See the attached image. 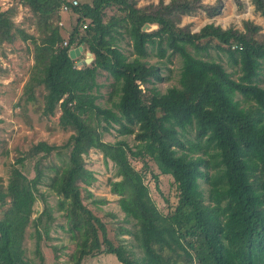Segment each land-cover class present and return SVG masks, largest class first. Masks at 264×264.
I'll return each instance as SVG.
<instances>
[{"label":"trees","instance_id":"1","mask_svg":"<svg viewBox=\"0 0 264 264\" xmlns=\"http://www.w3.org/2000/svg\"><path fill=\"white\" fill-rule=\"evenodd\" d=\"M239 1V0H237ZM63 0H12L0 6V58L5 44L18 34L32 43L33 60L22 85L21 99L34 102L42 94L40 113L56 117L64 129L72 130L61 146L38 141L18 156L7 183L0 177V264H33L25 257L26 228L33 226L35 249L49 239L50 210L32 217L38 197L45 203L39 185L58 197L65 223L61 227L74 241L69 264H83L87 257L110 254L121 264H264V33L249 19L242 29L223 28L207 22L198 30L180 25L181 16L197 9L209 16L221 10V0H158L137 5V0H78L67 12H60ZM264 18V0H251ZM29 10L28 21L35 33L14 20L18 7ZM116 9L111 14L108 9ZM74 18L72 23V17ZM25 19V18H24ZM62 20L63 25L58 21ZM145 23L155 25L142 30ZM127 37L132 57L120 47ZM66 41V44H64ZM157 55L177 54L180 58L178 85L161 92L154 81L163 79L158 63L145 57L147 45ZM85 46L92 62L77 67L81 56L68 51ZM209 49L222 52L237 66L236 77L218 59L198 53ZM100 71L112 78L113 107L97 103L101 94ZM6 72L0 61V74ZM150 84V85H149ZM140 85L143 87L140 88ZM194 129V141L183 139ZM114 129L134 136L105 141L104 133ZM188 142L189 145H186ZM90 149L110 160L118 179L108 180L118 195L125 219L132 221L131 233L141 250L131 255L123 243L109 236L105 223L83 201L93 197L87 186L95 180L85 166ZM64 150L60 164H46L53 152ZM34 160V175L23 167ZM151 159L161 174L172 177L173 201L160 210L152 199L144 177ZM132 160H143L136 168ZM153 177L157 180V175ZM206 184V192L201 187ZM104 199H94L103 202ZM43 217H45L43 219ZM54 257L61 248L53 247ZM38 264H45L39 256Z\"/></svg>","mask_w":264,"mask_h":264},{"label":"rangeland","instance_id":"2","mask_svg":"<svg viewBox=\"0 0 264 264\" xmlns=\"http://www.w3.org/2000/svg\"><path fill=\"white\" fill-rule=\"evenodd\" d=\"M12 0H7V2ZM168 2L169 0H163ZM0 6L5 5L7 2L2 3ZM158 0H137V5L142 6L146 4H156ZM216 0H201L203 4H213ZM221 10L214 16H209L204 10L197 9L190 14L181 16L180 25H187L191 30H198L202 25L207 22H214L223 28L235 27L242 29L243 21L241 14L250 10L252 22L260 25L261 32L264 33V18L254 10L251 0H221ZM116 9H108L111 14ZM29 10L26 7L19 6L18 12L14 17L17 25L25 29L29 33H35L33 25L29 23L28 19ZM72 23H73V16ZM25 18V19H24ZM239 18V25L237 19ZM28 19V20H27ZM151 25V28H155ZM32 43L27 40L23 41L17 34L11 44H5V57H1L0 61L6 72L0 74V177L3 184L7 183L10 175V169L14 160L24 153L28 148L37 143L38 141H45L49 144L58 146L63 145L68 140L69 135L72 133L70 129H64L57 123L56 117L59 111L56 112L54 117H44L40 113L42 105V94L37 91V99L34 102H25L21 99L22 85L27 79L29 68L33 62L31 54L28 49H31ZM120 47L129 57H132V46L130 40L125 37L120 42ZM88 50L83 46L80 54L81 59L85 57ZM169 52V51H168ZM159 57L157 50L154 46L147 45V55L145 59L150 63H158L160 65V72L163 76L162 80L154 81V85L161 91L172 85H178V77L180 70V58L177 54ZM203 58L212 57L222 62L227 71L233 77L239 73L237 66L234 65L222 52H216L209 49L208 52L198 53ZM99 84V93L97 103L102 106L113 107V103L117 101V94L112 93L113 78L105 71H100L97 76ZM150 85V84H149ZM259 85L264 86V74L259 78ZM143 86L140 85V88ZM103 140L115 141L117 139H125L130 145L135 143L134 136L120 135L114 129L110 132L104 133ZM185 141H194V129L189 127L185 131L183 137ZM186 145H189L186 142ZM66 153L62 150L60 153L53 152L48 158L44 160L46 164H60L64 159ZM148 172L144 177V182L148 185L150 195L154 200L157 207L162 210H167V199L173 201L172 197V177L169 174H161L156 164L149 158ZM34 160L27 159L25 161L23 171L28 177L34 175ZM85 166L93 172L95 180L91 185L87 186L91 191L93 197H86V192L83 191L84 203L105 223L109 236L116 243H123L128 252L134 256H140L141 250L137 246L134 236L124 231L128 229L135 231L132 221L126 220L124 213L119 207L118 195L110 191L108 180L110 178L118 179L115 172V166L108 160L104 161L102 153L97 149H90L84 155ZM136 168H141L143 160H132ZM52 172L46 170V176L39 185V190L45 196V203L40 197L37 198L33 205L32 217L39 214L44 205L48 207L53 217L49 228V239H42L39 242V252L36 251L34 229L32 225L26 228L25 238L23 241V248L25 257L30 259L33 264L39 263V256H43L45 264H69V254L74 248V241L70 239L69 233L65 231L61 225L65 223V218L62 211L58 208V197L47 186L49 182V175ZM157 175V180L153 175ZM201 187L206 192V184L201 183ZM94 199H104L103 202H94ZM45 217H43L44 219ZM53 247L61 248L56 252L57 259L54 257L55 250ZM83 264H121L113 255L100 254L95 257H87L84 259Z\"/></svg>","mask_w":264,"mask_h":264},{"label":"water","instance_id":"3","mask_svg":"<svg viewBox=\"0 0 264 264\" xmlns=\"http://www.w3.org/2000/svg\"><path fill=\"white\" fill-rule=\"evenodd\" d=\"M150 28H151V25L149 23H145L144 26L142 27V30L148 31L150 30ZM82 50H83L82 45L70 48L68 51L69 57L72 59L77 58L78 56H80ZM93 59H94V55L90 51H87L85 53V57L82 59H79L77 61V64L80 66H85V65L90 64Z\"/></svg>","mask_w":264,"mask_h":264},{"label":"built area","instance_id":"4","mask_svg":"<svg viewBox=\"0 0 264 264\" xmlns=\"http://www.w3.org/2000/svg\"><path fill=\"white\" fill-rule=\"evenodd\" d=\"M77 3H78V0H63L62 4L60 6V12H67V11H69L70 8L72 6L77 5ZM58 24L61 26V25L64 24V22L62 20H59L58 21ZM64 44H66V41H64ZM76 66L77 67H80V65H78L77 63H76Z\"/></svg>","mask_w":264,"mask_h":264},{"label":"clouds","instance_id":"5","mask_svg":"<svg viewBox=\"0 0 264 264\" xmlns=\"http://www.w3.org/2000/svg\"><path fill=\"white\" fill-rule=\"evenodd\" d=\"M242 18L251 19L250 10L248 12H245L241 14ZM237 24L239 25V18L237 19Z\"/></svg>","mask_w":264,"mask_h":264},{"label":"crops","instance_id":"6","mask_svg":"<svg viewBox=\"0 0 264 264\" xmlns=\"http://www.w3.org/2000/svg\"><path fill=\"white\" fill-rule=\"evenodd\" d=\"M0 1H2L1 4L7 2V0H0ZM4 1H5V2H4ZM9 4H10V1L7 2L5 5H3V6H1V7H2V8H5V7H7Z\"/></svg>","mask_w":264,"mask_h":264}]
</instances>
